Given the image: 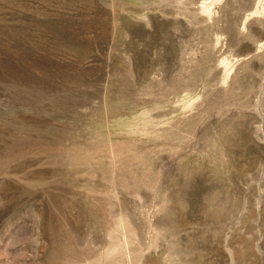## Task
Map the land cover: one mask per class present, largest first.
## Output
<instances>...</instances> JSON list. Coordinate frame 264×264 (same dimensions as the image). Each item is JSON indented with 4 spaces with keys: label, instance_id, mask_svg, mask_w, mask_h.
I'll return each mask as SVG.
<instances>
[{
    "label": "rangeland",
    "instance_id": "rangeland-1",
    "mask_svg": "<svg viewBox=\"0 0 264 264\" xmlns=\"http://www.w3.org/2000/svg\"><path fill=\"white\" fill-rule=\"evenodd\" d=\"M0 264H264V0H0Z\"/></svg>",
    "mask_w": 264,
    "mask_h": 264
},
{
    "label": "bare ground",
    "instance_id": "bare-ground-1",
    "mask_svg": "<svg viewBox=\"0 0 264 264\" xmlns=\"http://www.w3.org/2000/svg\"><path fill=\"white\" fill-rule=\"evenodd\" d=\"M238 175V174H237Z\"/></svg>",
    "mask_w": 264,
    "mask_h": 264
}]
</instances>
